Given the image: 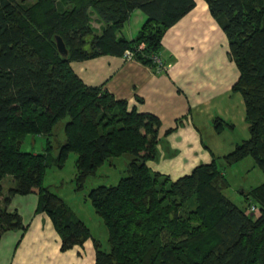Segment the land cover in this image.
<instances>
[{"label": "trees", "instance_id": "obj_1", "mask_svg": "<svg viewBox=\"0 0 264 264\" xmlns=\"http://www.w3.org/2000/svg\"><path fill=\"white\" fill-rule=\"evenodd\" d=\"M202 2L238 73L231 92L242 99L248 138L172 182L145 165L156 156L158 119L100 87L85 86L70 63L127 51L131 60L154 69L151 58L158 56L163 34L193 1L0 0V182L8 177L13 184L3 195L0 187V235L23 229L18 215L5 210L10 198L34 193L36 213L50 220L59 250L81 245L90 234L42 185L44 171L60 168L73 153V190L79 192L105 161L128 155L124 177L87 193L108 245L102 251L92 241L93 264H264V181L241 193L244 209L221 193L228 187L225 168L247 157L264 176V0ZM133 11L144 20L125 39L119 34ZM63 118L64 143L54 158L47 141L43 154L19 151L25 136H48ZM211 126L216 133L232 129L218 118Z\"/></svg>", "mask_w": 264, "mask_h": 264}, {"label": "crops", "instance_id": "obj_2", "mask_svg": "<svg viewBox=\"0 0 264 264\" xmlns=\"http://www.w3.org/2000/svg\"><path fill=\"white\" fill-rule=\"evenodd\" d=\"M192 1V9L161 38L160 70L112 55L70 63L85 86L100 87L115 100L158 119L156 156L145 165L172 182L230 153L248 138L242 99L231 92L238 73L227 56L226 38L202 0ZM143 20L140 12L133 11L119 35L132 39ZM214 118L232 129L214 132ZM7 181L12 187L11 179ZM0 187L5 194L7 187L1 182ZM36 204L34 193L10 198L5 210L18 215L23 229L0 235V264H93L92 240L60 251L50 220L36 213Z\"/></svg>", "mask_w": 264, "mask_h": 264}, {"label": "rangeland", "instance_id": "obj_3", "mask_svg": "<svg viewBox=\"0 0 264 264\" xmlns=\"http://www.w3.org/2000/svg\"><path fill=\"white\" fill-rule=\"evenodd\" d=\"M33 0H24L25 5H30ZM96 28L94 22L91 23ZM67 118L59 120L52 128L48 136L27 135L19 143L18 149L23 153L43 154L45 152L46 141L50 148L48 156L54 158L58 147L64 143L63 126ZM76 156L68 153L60 168L50 166L44 171L42 185L48 191L59 198L71 215L79 220L88 230L92 241L96 242L102 251L108 250L106 241V230L99 218L93 213L87 193L98 186H114L117 181L126 175V165L130 159L128 155L117 158H110L100 165L93 176L88 177L79 192L73 190V178L75 175L74 160ZM221 163V162H220ZM224 177L228 187L222 190V195L239 209H244L246 204L241 193L251 187H255L264 181L262 173L254 166L252 160L247 157L224 170ZM8 177L1 181L3 188L8 185ZM9 187V186H8ZM8 187L6 189H8ZM255 216V215H254Z\"/></svg>", "mask_w": 264, "mask_h": 264}, {"label": "built area", "instance_id": "obj_4", "mask_svg": "<svg viewBox=\"0 0 264 264\" xmlns=\"http://www.w3.org/2000/svg\"><path fill=\"white\" fill-rule=\"evenodd\" d=\"M121 58L124 59V60H129L131 58V55H130L129 52L125 51V52H123ZM151 61L154 64V67H155L154 69L155 70H160L161 69V62H160V59L158 58V56L152 57ZM248 212L249 213H253V215L257 216V210L253 206H250L248 208Z\"/></svg>", "mask_w": 264, "mask_h": 264}, {"label": "water", "instance_id": "obj_5", "mask_svg": "<svg viewBox=\"0 0 264 264\" xmlns=\"http://www.w3.org/2000/svg\"><path fill=\"white\" fill-rule=\"evenodd\" d=\"M55 45H56V50H57V52H58L60 55L65 56L64 48H63V45H62V43L60 42V40L56 39V40H55Z\"/></svg>", "mask_w": 264, "mask_h": 264}]
</instances>
